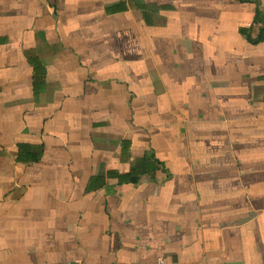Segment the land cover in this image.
<instances>
[{
  "label": "crops",
  "instance_id": "1",
  "mask_svg": "<svg viewBox=\"0 0 264 264\" xmlns=\"http://www.w3.org/2000/svg\"><path fill=\"white\" fill-rule=\"evenodd\" d=\"M0 264H264V0H0Z\"/></svg>",
  "mask_w": 264,
  "mask_h": 264
}]
</instances>
